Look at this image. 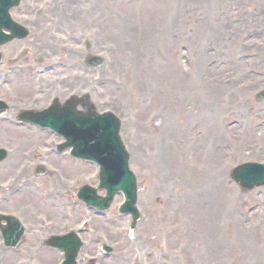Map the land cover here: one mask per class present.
I'll list each match as a JSON object with an SVG mask.
<instances>
[{"label":"rangeland","instance_id":"374dc122","mask_svg":"<svg viewBox=\"0 0 264 264\" xmlns=\"http://www.w3.org/2000/svg\"><path fill=\"white\" fill-rule=\"evenodd\" d=\"M221 1L222 7L212 8L209 3L205 8L208 12H204L198 10L197 5H192L193 0H26L27 4L35 5V9H41L37 13H43L45 16L39 21L41 33H35L36 30H33V34L37 36L36 54L28 56L56 60L59 57L68 58L69 55L65 52L69 50L81 53L79 44L72 42L73 37L65 36V33L70 32L78 39H88V46L92 47L95 54L110 50L107 53L112 61L111 74L116 77L118 85L125 84V88L121 86L118 90L116 87L115 95L120 104L117 107L133 108L134 117L129 115V110H122V114L126 123L125 135L135 158L133 170L141 180L146 165L141 163L140 159L136 160L140 157L145 159L151 154L152 141L160 136L172 135L168 132L170 123L164 121L168 114L183 116L187 113V104L192 102L201 104L196 106V111L201 110V119L196 120L198 114L192 112L190 124V117L184 121V125L179 119L175 120V138L180 142L175 147L176 160L173 163L176 165V171L182 173L181 165L192 171L200 167L215 170L216 167L210 166L211 156L208 154L212 151L215 153L212 155L215 162L216 155L221 154H216L215 147L222 152L221 167L218 171L224 170L237 159L246 158L243 155L246 150L253 154V160L264 162V144L259 139V136L264 135V127L259 119L264 115V105H256L252 99L255 91L264 88V54L251 61L243 60L239 55L240 51L257 50L255 46H261L264 41V0H248L249 3L246 0ZM188 5L193 7L194 11H185ZM80 8L85 9L83 14L78 11ZM28 19L31 28L34 25L33 17ZM255 24L259 26L258 31ZM108 29H111V34ZM212 34L219 37V43L209 42ZM252 34L259 39H254ZM39 36L52 51L40 47ZM182 42L204 49L201 54L208 56L201 60H191L187 65H191V70H187L186 63L179 66L180 64L173 60L172 66L158 56L168 54L175 46H181ZM243 45L252 46L243 48ZM18 48L19 46L12 48L10 55ZM213 50H216L217 56L208 54ZM139 51L144 53L141 62ZM227 54L230 57L224 58ZM168 60L170 61L169 58ZM146 70L147 72H144ZM200 70H206L207 73L200 75ZM15 90L18 91L19 88L16 87ZM115 95L111 94L110 97L113 99ZM101 99L104 97L98 98ZM220 117L223 147L215 143ZM232 120L237 122V127L228 128L226 123ZM195 127L200 129L201 140H194ZM182 128L184 129L181 130ZM239 132L245 139L240 138ZM210 136L211 146H207L206 141ZM203 149L208 152L204 154ZM142 151L145 153H141ZM196 157L203 158V161L197 163ZM168 184L173 187L171 192H183V188L176 187L171 180ZM190 191L189 189L187 193ZM188 198L193 200L192 192ZM151 213L149 206L143 213V217H147L148 221L144 220L137 227V241L135 244L131 243L133 247L139 244L140 249L152 255L151 261H156L157 237L161 234L167 238L168 253L171 252L174 260L199 264L200 257L196 250L188 249L190 245L207 243V238L203 236L209 235L208 230L215 229L218 232L220 223L224 224L221 227L224 236L232 230L237 232L240 227L236 225L235 219L231 222L227 219L224 223L223 219L194 221L189 217L194 224L190 223L192 226L186 228V225L183 226L179 221H172L169 217L156 219ZM211 222L212 225L208 226ZM111 224L113 226L101 223V227L94 226V229L107 235L110 233L119 240L120 236L116 232L123 225L114 222ZM245 236L246 234H241L238 238L244 239ZM250 236L252 237L251 234ZM128 241L129 239L126 240ZM161 244L166 248L162 241ZM260 246L264 247V244ZM186 254L187 259H182ZM227 256L228 253L223 254L217 261L220 264H234ZM168 257L163 259L164 264H172ZM207 264H210V261Z\"/></svg>","mask_w":264,"mask_h":264}]
</instances>
